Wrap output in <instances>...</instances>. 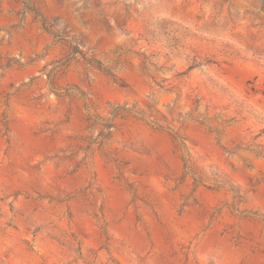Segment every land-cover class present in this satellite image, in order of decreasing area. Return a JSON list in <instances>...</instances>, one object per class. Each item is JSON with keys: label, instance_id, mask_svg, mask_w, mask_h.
<instances>
[{"label": "rangeland", "instance_id": "obj_1", "mask_svg": "<svg viewBox=\"0 0 264 264\" xmlns=\"http://www.w3.org/2000/svg\"><path fill=\"white\" fill-rule=\"evenodd\" d=\"M23 2L0 264H264V0H29L59 39Z\"/></svg>", "mask_w": 264, "mask_h": 264}, {"label": "trees", "instance_id": "obj_2", "mask_svg": "<svg viewBox=\"0 0 264 264\" xmlns=\"http://www.w3.org/2000/svg\"><path fill=\"white\" fill-rule=\"evenodd\" d=\"M23 6H24V9L30 13H33L34 14V17L35 19H38L40 21V24H41V27L42 29L49 33L51 36H53L54 38L56 39H59L60 38V35L59 33L54 29V25H52L51 23L47 22L46 20H44L37 12H35L32 7L29 5V0H24L23 2ZM72 53L73 54H81L79 49L77 47H74L72 49ZM86 62L88 64H91L93 63L94 61L92 60H86ZM95 64L97 65V68L100 70V71H103V69L100 67V65H98V63L95 62ZM107 128H110V127H107Z\"/></svg>", "mask_w": 264, "mask_h": 264}]
</instances>
